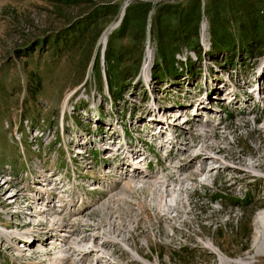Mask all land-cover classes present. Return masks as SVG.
I'll return each mask as SVG.
<instances>
[{"label":"rangeland","instance_id":"obj_1","mask_svg":"<svg viewBox=\"0 0 264 264\" xmlns=\"http://www.w3.org/2000/svg\"><path fill=\"white\" fill-rule=\"evenodd\" d=\"M263 77L264 0H0V264H264Z\"/></svg>","mask_w":264,"mask_h":264},{"label":"bare ground","instance_id":"obj_2","mask_svg":"<svg viewBox=\"0 0 264 264\" xmlns=\"http://www.w3.org/2000/svg\"><path fill=\"white\" fill-rule=\"evenodd\" d=\"M261 81H264V77H263V80L261 79ZM260 88H262V89H264V83H260ZM245 97V96H244ZM177 122V121H176ZM158 123H161V122H159L158 121ZM157 126H155V130H156V134H158L157 132H160L161 130L163 131V134L165 133L164 132V130H163V128H164V125L163 124H160V125H158V124H156ZM171 126V125H170ZM170 126H167V128H169ZM160 127V130H158L157 131V128H159ZM111 128V127H110ZM161 134L162 133H160V134H158V140L162 137L161 136ZM155 135V134H154ZM156 140V139H155ZM173 142V141H172ZM173 144V143H172ZM118 151L119 150H121L120 148H118L117 149ZM120 152V151H119ZM118 152V153H119ZM126 152V151H125ZM127 154H125L126 156H130V157H133L135 154H133V152H131L130 150L128 151V152H126ZM132 153V154H131ZM137 157H139L138 155H137ZM136 157V158H137ZM140 157H142V155L140 156ZM169 157V156H168ZM124 160H128L127 159V157H124ZM185 160H187V161H189V163L190 164H194V162H196V161H199V162H201L202 163V167L200 168V169H198L197 171H191V172H188L187 174V180H183V181H179V183H178V185H180V186H182V187H180L181 188V193H183V192H188V191H191V189L192 188H194V186H196V185H194L195 184V182H198L197 181V179H198V177L202 174V176L203 175H205V174H209L210 172H212V170H206V168L204 167V165L209 161V156L207 155V153H205V150L204 151H201V152H198V153H195V154H193V155H189L187 158H185ZM123 161V160H122ZM134 164V167L133 166H131V167H133V170L132 171H134V172H138V170H136L135 168H136V164L137 163H135V161L133 160V163H132V165ZM131 165V164H130ZM191 167V166H190ZM180 168L181 169H183L184 167L183 166H180ZM168 177L169 176H166L165 177V180H163L160 184L162 185V186H167V187H169L170 185H171V181L170 180H168ZM188 181H191L192 183H188ZM148 185H151V182H149L148 183ZM152 186V185H151ZM149 187V186H148ZM153 187H154V189H156V190H154V191H157V193H158V195L159 196H161V195H164V197L166 196L167 198L168 197H171V198H173V199H175V197H178V196H175L174 195V193L172 192V191H170V190H166L165 192H162L160 189H159V186H157L156 184L155 185H153ZM162 197V196H161ZM165 197V198H166ZM179 198H176V200H174L175 202H177V205H173V209L175 208L176 209V207H178V204L180 203V200H178ZM165 206L167 205V204H164ZM169 205H170V203H169ZM168 205V206H169ZM162 207V206H161ZM259 207H264V203H261V204H259ZM171 208V207H170ZM171 208V209H172ZM165 210V209H164ZM170 209H167V211H166V214H169L170 213V211H169ZM118 228H120V227H118ZM122 230V229H121ZM84 238V237H83ZM115 240V239H114ZM29 241V240H28ZM26 242L25 243V246L24 247H26V249L28 250V248H27V246H29V242ZM104 243L105 244H108L109 242H107V241H105L104 240ZM138 253L141 255V251L138 249ZM147 258L149 257V255L148 256H146ZM136 261V260H135ZM135 263V262H134ZM139 263V262H138ZM135 264H137V263H135Z\"/></svg>","mask_w":264,"mask_h":264},{"label":"trees","instance_id":"obj_3","mask_svg":"<svg viewBox=\"0 0 264 264\" xmlns=\"http://www.w3.org/2000/svg\"><path fill=\"white\" fill-rule=\"evenodd\" d=\"M103 8H106V7H103ZM127 10H128V9H127ZM126 17L128 18V16H126ZM126 17H125V19H127ZM125 23H126V21H125ZM159 40H160V46H161V45H162V42H163V39L160 38ZM170 48H171V50H173V51L176 50V48H177V44L174 45V44L171 43ZM165 54H166V53H165Z\"/></svg>","mask_w":264,"mask_h":264}]
</instances>
